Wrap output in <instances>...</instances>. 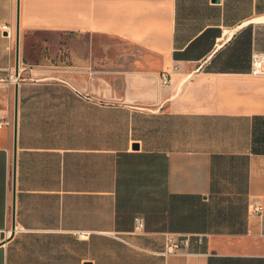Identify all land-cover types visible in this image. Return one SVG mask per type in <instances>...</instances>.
<instances>
[{
    "label": "crops",
    "instance_id": "0c3cea01",
    "mask_svg": "<svg viewBox=\"0 0 264 264\" xmlns=\"http://www.w3.org/2000/svg\"><path fill=\"white\" fill-rule=\"evenodd\" d=\"M3 24L0 264H264V0H0Z\"/></svg>",
    "mask_w": 264,
    "mask_h": 264
},
{
    "label": "built area",
    "instance_id": "2783aa9c",
    "mask_svg": "<svg viewBox=\"0 0 264 264\" xmlns=\"http://www.w3.org/2000/svg\"><path fill=\"white\" fill-rule=\"evenodd\" d=\"M0 31L2 34H4L5 37L10 39V27L8 24H3L0 27ZM11 71V70H10ZM250 74L252 76H264V54L254 55L251 59L250 63ZM11 79V77H9ZM161 80L163 83L167 84L169 82V76L168 74H165L161 76ZM252 213L255 215H260L264 213V206L263 205H257L252 209ZM143 228V222L140 218L135 219V227L134 230L136 232H140ZM115 239H121L119 236L112 235ZM187 245V238L183 239H175L171 235H167L165 237V244L164 249L161 252L162 255H168L173 253L174 251L180 249L181 247H185Z\"/></svg>",
    "mask_w": 264,
    "mask_h": 264
},
{
    "label": "water",
    "instance_id": "95a60500",
    "mask_svg": "<svg viewBox=\"0 0 264 264\" xmlns=\"http://www.w3.org/2000/svg\"><path fill=\"white\" fill-rule=\"evenodd\" d=\"M16 48H18V25H17V17H16ZM17 64H18V60H17V56H16V65ZM16 94H17V86L15 85L14 86V134H15V129H16V108H17V96H16ZM14 152H15V140H14V145H13V160H14ZM12 201H13V187H12ZM12 218H13V204H12Z\"/></svg>",
    "mask_w": 264,
    "mask_h": 264
},
{
    "label": "rangeland",
    "instance_id": "374dc122",
    "mask_svg": "<svg viewBox=\"0 0 264 264\" xmlns=\"http://www.w3.org/2000/svg\"><path fill=\"white\" fill-rule=\"evenodd\" d=\"M106 41H104L103 43H105Z\"/></svg>",
    "mask_w": 264,
    "mask_h": 264
}]
</instances>
